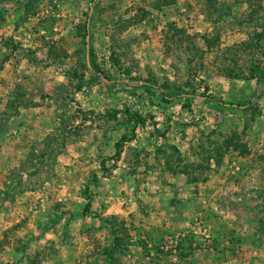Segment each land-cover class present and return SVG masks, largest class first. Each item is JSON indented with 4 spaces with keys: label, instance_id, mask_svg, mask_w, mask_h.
<instances>
[{
    "label": "rangeland",
    "instance_id": "1",
    "mask_svg": "<svg viewBox=\"0 0 264 264\" xmlns=\"http://www.w3.org/2000/svg\"><path fill=\"white\" fill-rule=\"evenodd\" d=\"M0 264H264V0H0Z\"/></svg>",
    "mask_w": 264,
    "mask_h": 264
},
{
    "label": "trees",
    "instance_id": "2",
    "mask_svg": "<svg viewBox=\"0 0 264 264\" xmlns=\"http://www.w3.org/2000/svg\"><path fill=\"white\" fill-rule=\"evenodd\" d=\"M217 103L220 104V105H224V103H222L221 101H217ZM235 108H239V106L236 105Z\"/></svg>",
    "mask_w": 264,
    "mask_h": 264
},
{
    "label": "water",
    "instance_id": "3",
    "mask_svg": "<svg viewBox=\"0 0 264 264\" xmlns=\"http://www.w3.org/2000/svg\"><path fill=\"white\" fill-rule=\"evenodd\" d=\"M86 41H88V37H86ZM86 61H87V65H89L88 54L86 55Z\"/></svg>",
    "mask_w": 264,
    "mask_h": 264
}]
</instances>
